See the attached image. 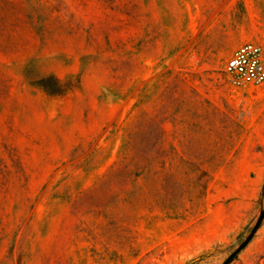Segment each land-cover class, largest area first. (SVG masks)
I'll return each instance as SVG.
<instances>
[{"label":"rangeland","instance_id":"rangeland-1","mask_svg":"<svg viewBox=\"0 0 264 264\" xmlns=\"http://www.w3.org/2000/svg\"><path fill=\"white\" fill-rule=\"evenodd\" d=\"M246 41L264 0H0V264H223L260 218L264 264Z\"/></svg>","mask_w":264,"mask_h":264},{"label":"built area","instance_id":"built-area-1","mask_svg":"<svg viewBox=\"0 0 264 264\" xmlns=\"http://www.w3.org/2000/svg\"><path fill=\"white\" fill-rule=\"evenodd\" d=\"M226 72L234 87L262 85L264 83V45L255 41L242 43L227 60Z\"/></svg>","mask_w":264,"mask_h":264},{"label":"water","instance_id":"water-1","mask_svg":"<svg viewBox=\"0 0 264 264\" xmlns=\"http://www.w3.org/2000/svg\"><path fill=\"white\" fill-rule=\"evenodd\" d=\"M262 219L260 218L259 221L256 223V225L253 227L250 235L243 241L240 247H238L223 264H228L252 239L255 231L259 228L261 224Z\"/></svg>","mask_w":264,"mask_h":264},{"label":"clouds","instance_id":"clouds-1","mask_svg":"<svg viewBox=\"0 0 264 264\" xmlns=\"http://www.w3.org/2000/svg\"><path fill=\"white\" fill-rule=\"evenodd\" d=\"M49 58H50V57L45 56V57L40 61L41 65H43L44 61L47 60V59H49Z\"/></svg>","mask_w":264,"mask_h":264}]
</instances>
